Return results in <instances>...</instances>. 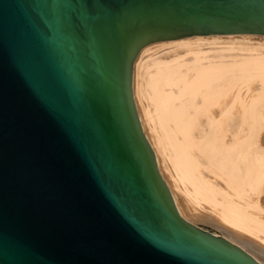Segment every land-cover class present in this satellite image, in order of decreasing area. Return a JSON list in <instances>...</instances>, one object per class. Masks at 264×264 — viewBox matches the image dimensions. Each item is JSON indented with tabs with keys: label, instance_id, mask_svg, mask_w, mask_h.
<instances>
[{
	"label": "water",
	"instance_id": "1",
	"mask_svg": "<svg viewBox=\"0 0 264 264\" xmlns=\"http://www.w3.org/2000/svg\"><path fill=\"white\" fill-rule=\"evenodd\" d=\"M0 0V237L46 264H261L183 219L139 122L140 50L264 37V0H86L72 25Z\"/></svg>",
	"mask_w": 264,
	"mask_h": 264
},
{
	"label": "bare ground",
	"instance_id": "2",
	"mask_svg": "<svg viewBox=\"0 0 264 264\" xmlns=\"http://www.w3.org/2000/svg\"><path fill=\"white\" fill-rule=\"evenodd\" d=\"M132 89L179 215L264 264V37L142 49Z\"/></svg>",
	"mask_w": 264,
	"mask_h": 264
},
{
	"label": "snow or ice",
	"instance_id": "3",
	"mask_svg": "<svg viewBox=\"0 0 264 264\" xmlns=\"http://www.w3.org/2000/svg\"><path fill=\"white\" fill-rule=\"evenodd\" d=\"M25 9V21L29 24L32 23L28 10H35L40 12L43 9H48L52 14L55 25L60 27L62 25H72L73 17L82 14L83 10L88 7L86 0H80L79 3L74 5L53 4V3H29L25 2L20 5ZM4 36V23L0 18V39ZM3 220V212L0 209V222ZM5 251L2 244V237H0V264L4 262ZM8 264H46L45 258L37 251L30 248L22 247L16 244L10 245L7 253Z\"/></svg>",
	"mask_w": 264,
	"mask_h": 264
},
{
	"label": "rangeland",
	"instance_id": "4",
	"mask_svg": "<svg viewBox=\"0 0 264 264\" xmlns=\"http://www.w3.org/2000/svg\"><path fill=\"white\" fill-rule=\"evenodd\" d=\"M144 59H146V57H145ZM141 72H142V71H141V69L139 68V69H138V73H141Z\"/></svg>",
	"mask_w": 264,
	"mask_h": 264
}]
</instances>
